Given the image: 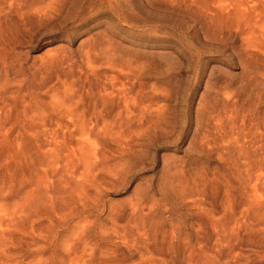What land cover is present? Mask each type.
<instances>
[{
	"label": "rangeland",
	"instance_id": "1",
	"mask_svg": "<svg viewBox=\"0 0 264 264\" xmlns=\"http://www.w3.org/2000/svg\"><path fill=\"white\" fill-rule=\"evenodd\" d=\"M5 1L2 17L19 4ZM34 1L0 22V92L16 89L0 101V264H264V42L205 36L235 1L264 0ZM124 67L143 68L137 99L162 88L142 108L169 107L125 158L98 130L113 136L102 98ZM206 99L216 110L197 118Z\"/></svg>",
	"mask_w": 264,
	"mask_h": 264
},
{
	"label": "bare ground",
	"instance_id": "2",
	"mask_svg": "<svg viewBox=\"0 0 264 264\" xmlns=\"http://www.w3.org/2000/svg\"><path fill=\"white\" fill-rule=\"evenodd\" d=\"M7 1V0H6ZM5 1V2H6ZM15 1V0H14ZM18 2H19V4L17 3V6L20 8V7H22V4L21 3H23V0H17ZM26 1V0H25ZM36 1V0H35ZM34 1V2H35ZM38 1V0H37ZM36 1V2H37ZM44 1H47V0H44ZM53 0H49V2H52ZM147 1V0H146ZM153 1V0H152ZM161 1V0H160ZM170 1V0H169ZM168 1V2H169ZM182 1V0H181ZM184 1L185 0H183V5H184ZM220 1V0H219ZM230 1H232V0H230ZM243 1V0H242ZM247 1V0H246ZM250 1H252V0H250ZM8 2H9V0H8ZM12 2V1H11ZM28 2V1H27ZM40 2H41V0H40ZM48 2V1H47ZM69 2V0H55L54 2H52V4H57L58 6H62L63 8H64V6H65V4H67ZM70 2H71V0H70ZM73 2V1H72ZM75 2L77 3V2H79V0H75ZM91 2H92V0H91ZM98 2V1H97ZM157 4L159 3V2H157V1H155ZM155 2H154V4L153 3H151L156 9H158V10H162V11H168L169 13H170V11H173V12H175L176 13V15H177V13L179 14V13H181L182 15H184V16H186V18L187 19H192L193 18V16H192V13H194V12H192L191 13V9H190V7L188 8V9H183L182 11H180V10H177V8H175V7H168V6H166V5H162L163 3H165V1L163 2V0H162V4H159V5H155ZM173 2V0H171V2L170 3H172ZM174 2H177V1H174ZM193 2V1H192ZM195 2V1H194ZM221 2V1H220ZM229 2V1H228ZM236 3H234V5H233V3H231V2H229V3H231L233 6H234V9H233V11H234V14L233 15H229V16H225V15H222V16H218L217 18H211V23L213 24V26H214V28H215V31L213 32V34H214V36H209L208 34H206V32H205V36H208L209 38H213V39H216V40H222L221 42H223V41H225L226 39L225 38H221L220 36H221V34L223 33V30H232V29H234V30H236V31H238V32H240L241 34H242V36L244 35V43H245V45H247V47L246 48H249V47H256V46H258V44H259V42L260 41H262V42H264V17H263V12H264V9H262V8H260V7H258L257 5H255V4H253V5H249L248 3H251V2H248V3H244V2H241V1H238V2H241V3H238L237 1H235ZM254 2V1H253ZM256 2V1H255ZM1 3V2H0ZM58 3H60V5L58 4ZM186 3V2H185ZM228 3V4H229ZM11 4V3H10ZM14 4V3H13ZM24 4V3H23ZM39 4H43V5H40V6H38L37 7V12H36V10H33V11H35L37 14L39 13L40 14V12H41V14L43 13V14H45L47 11H48V7H47V11H45L43 8H41V6L42 7H45L44 5V2H42V3H39ZM114 4V3H113ZM7 5V4H6ZM9 5V4H8ZM8 5H7V7H8ZM15 5V4H14ZM36 5V4H35ZM46 5H48V3L46 4ZM73 5V4H72ZM103 5V4H102ZM174 5L176 6V4L174 3ZM180 5V4H179ZM179 5H177V6H179ZM182 5V6H183ZM219 5V4H218ZM217 5V6H218ZM260 5V4H259ZM1 6V5H0ZM10 6V5H9ZM17 6H13V7H16V8H18ZM25 6V5H24ZM23 6V7H24ZM34 6V5H33ZM50 6H52L51 5V3L49 4V7ZM101 6V5H100ZM121 6H123V5H121ZM120 6V7H121ZM181 6V5H180ZM180 6H179V8H180ZM189 6V5H188ZM187 6V7H188ZM224 6V5H223ZM26 7V6H25ZM35 7V6H34ZM185 7V6H184ZM197 7H199V6H197ZM221 7V6H220ZM226 7V6H225ZM2 8V7H1ZM13 9L12 8V6H11V8L9 7V14H11L10 13V9H13V10H17V9ZM27 8V7H26ZM30 8V7H29ZM38 8H39V10H38ZM46 8V7H45ZM59 8L60 7H57V9H56V11H59L60 13H61V11L59 10ZM196 8V7H195ZM201 8V7H200ZM30 9H32V8H30ZM34 9V8H33ZM42 9V10H41ZM51 9H54L55 10V8H51ZM66 9V8H65ZM194 9V8H193ZM220 9V8H219ZM222 9V8H221ZM225 9V8H224ZM228 9H229V7H228ZM4 10V9H3ZM2 10V11H3ZM5 10H6V8H5ZM21 10H24L23 8L21 9ZM41 10V11H40ZM54 10H51V11H53V12H55ZM62 10H64V9H62ZM120 10V9H119ZM196 10V9H195ZM194 10V11H195ZM202 10H204V9H202ZM24 11H26V10H24ZM50 11V12H51ZM193 11V10H192ZM198 11V10H197ZM222 11H223V9H222ZM4 12V11H3ZM2 12V13H3ZM21 12V11H20ZM49 12V11H48ZM167 12V13H168ZM173 12H172V17H173ZM202 12H204V11H202ZM202 12H201V14H202ZM207 12V11H206ZM209 12V11H208ZM208 12H207V14H208ZM1 13V14H2ZM14 13H15V11H14ZM16 13H17V11H16ZM24 13V12H23ZM56 13V12H55ZM52 14V12H51V14L55 17V15L56 14ZM85 13V12H84ZM9 14H8V17H9ZM18 14V13H17ZM21 14V13H20ZM26 14H28V12L26 13ZM48 14V13H47ZM46 14V16H48ZM199 14V13H198ZM58 15V14H57ZM62 15V14H61ZM74 15V14H73ZM6 16V15H5ZM41 16V15H40ZM50 16V15H49ZM170 16V15H169ZM212 16V15H211ZM215 16V15H214ZM0 17H2V16H0ZM7 16L6 17H4V15H3V17L2 18H0V22H3V20L1 21V19H3V18H8ZM22 17V16H21ZM20 17V18H21ZM33 17V16H32ZM43 17V16H42ZM44 17H45V15H44ZM52 17V16H51ZM51 17H49V18H46V19H50ZM53 17V18H54ZM168 17V16H167ZM175 17V16H174ZM183 17V16H182ZM213 17V16H212ZM25 18H26V16H25ZM11 19V18H10ZM30 19V18H29ZM167 19V18H166ZM7 20V19H6ZM9 20V19H8ZM7 20V21H8ZM38 20V19H37ZM42 20V19H41ZM170 20V19H169ZM208 20V19H207ZM45 21V20H44ZM165 21V20H164ZM208 22V21H207ZM1 24V23H0ZM161 24H163V25H165L164 23H161ZM2 25H3V23H2ZM33 25H34V23H33ZM37 25V24H36ZM1 26V25H0ZM40 26V25H39ZM167 26V25H166ZM5 27V26H4ZM161 27H162V25H161ZM11 28V27H10ZM2 29V28H1ZM24 29V28H23ZM29 29V28H28ZM217 29L218 30H220V33H219V35L217 34ZM258 29V30H257ZM226 30V31H227ZM7 31H9V30H7ZM257 32H260V33H258V36H255L256 34H257ZM4 33V32H3ZM2 33V34H3ZM243 39V38H242ZM220 42V43H221ZM148 57L150 58V59H154L155 57L153 56V55H148ZM164 58V57H163ZM166 58V57H165ZM139 60H141V59H139ZM143 61V60H142ZM156 61H157V59H156ZM141 62V61H140ZM146 62V61H145ZM146 63H149V62H146ZM146 63L144 64V62H143V64L145 65V67L147 66L148 68H149V66L148 65H146ZM156 63V62H155ZM157 63H158V61H157ZM161 63V62H160ZM164 63V62H163ZM153 65H154V62L152 63ZM151 64V65H152ZM138 65V64H137ZM144 65H143V67H144ZM157 65V64H156ZM156 65H154V66H156ZM158 65H159V63H158ZM166 65V64H165ZM129 66H130V63H129ZM141 66V65H140ZM153 66V67H154ZM139 67V66H138ZM142 67V66H141ZM141 67L139 68L140 70H137V69H132L131 67H129V69L127 68V70H126V68L124 69V70H126V71H128L129 70V72H125L124 70H120L121 71V73H120V71H116L115 70V72H114V69H113V72H114V74L115 73H118L119 74V76H118V81H120L121 82V85H119V83L117 84V85H114L113 84V90L109 93L108 92V96L107 97H103L102 99V105H103V108L104 107H108L109 109H111L112 110V112H113V129L111 130L112 132L114 131V133H113V136H108V135H111L112 133L110 132V130H107V127H106V125H105V123H104V127H103V124H102V126H100L101 124L99 123V126L101 127V129H98L99 130V132H101L102 133V135L105 137L106 135H107V138L109 137V138H111V140H110V142H108V141H105V142H107L108 144H106V145H108L109 146V144H110V146H109V152L111 153V154H114V155H120V156H124V158H125V156H127V155H130L131 153H133L134 151H136L135 153L136 154H141L142 153V155H143V153L144 152H146V150L148 149V145H150V143H146V144H140L139 143V139H137V135H135L137 132L139 133L140 131H144V133H145V137H149V139H150V137H152L151 136V130H153L154 129V131H155V128H158V127H160L161 125H162V123L164 124L165 123V116L167 115V111L169 110V107L168 106H163L162 107V109L163 110H161V111H159V112H157L156 111V108H155V111L154 112H152V108H151V106H149L148 108H142L143 106H142V103L144 102L145 103V105L144 106H146L148 103H147V101H153V100H155V99H157L158 98V101L161 99L158 95L160 94L161 95V93H158V95H157V92H158V89L159 88H155V89H152V87L150 88L149 86V90L148 91H146V93H145V91L144 90H141L142 91V94L140 93L139 94V97H138V99H137V94L135 95V91H136V89H137V91L139 90L138 89V87L136 86V81L137 82H139V83H142L141 81H142V79H143V73H141V72H139V71H143L142 69H141ZM157 67V66H156ZM159 67V66H158ZM158 67H157V69H158ZM167 67V66H166ZM137 68V67H136ZM151 68V67H150ZM149 68V69H150ZM123 69V68H122ZM131 69H132V71L134 70V71H137V72H130L131 71ZM147 69V68H146ZM149 69H147V70H149ZM170 69V68H169ZM147 70H145V72L147 73ZM151 70V69H150ZM168 71V70H167ZM144 72V71H143ZM154 72V71H153ZM169 72V71H168ZM117 74V75H118ZM116 75V74H115ZM115 75H113V77L115 76ZM170 76V75H169ZM7 79H8V77H6V81H7ZM114 80L116 81L117 80V77H114ZM173 79H171V81H172ZM170 82V81H169ZM131 83H132V86L130 87V85H131ZM7 85H9V83L7 82L6 83ZM208 89L210 88V87H212L213 88V86H210V84H211V81H208ZM137 85H138V83H137ZM114 86H117V88H115ZM118 86L120 87V88H118ZM140 86V85H139ZM5 88H6V86H4ZM3 87V88H4ZM8 87V86H7ZM11 87V89L10 90H7L6 89V92H5V90H3L2 92H0V101H2V102H4V101H7V100H5V99H2V98H7L9 95H10V98H11V94H12V96L13 95H15L14 94V91H16V89L12 92V86L11 85H9V88ZM136 87V88H135ZM144 87V86H143ZM155 87V86H154ZM172 87V86H171ZM8 88V89H9ZM17 88H19V87H17ZM135 88V89H134ZM211 88V89H212ZM161 90H162V88H160ZM159 89V90H160ZM171 89V88H170ZM206 89V88H205ZM1 90V89H0ZM19 91H20V89H18ZM132 90H135L133 93L134 94H132V92L130 93V91H132ZM213 90V89H212ZM7 94V96H6V94ZM166 92H168V91H166ZM166 92H165V94H166ZM18 93V92H17ZM145 93V95H144V99H146L147 101H145V100H143V98H142V96H143V94ZM135 95L136 96V99H137V101H139V103L137 104V103H135L137 106H135V104H133L132 103V101H130L131 99H133V98H130V96L131 95ZM164 94V93H163ZM164 94V96L167 98V96L169 95H165ZM5 95V97H3ZM26 95V94H25ZM170 96V95H169ZM168 96V97H169ZM203 96V94L201 95V97ZM162 97H163V95H162ZM212 97V96H211ZM203 98V97H202ZM12 99V98H11ZM135 99V100H136ZM152 99V100H151ZM9 100V99H8ZM134 100V101H135ZM163 100V99H162ZM133 101V102H134ZM136 101V102H137ZM150 102V103H151ZM157 102V101H156ZM201 102V101H200ZM130 103H131V105H130ZM143 103V104H144ZM160 104H161V102H159ZM101 104V103H100ZM163 104H165V103H163ZM162 104V105H163ZM205 105L203 106V108H202V110H200L199 112H197V118H199L200 116H202V115H206V114H208V113H211L214 109H215V107H216V101H214L213 99L212 100H205V103H204ZM9 105H10V103H9ZM131 106H135V107H131ZM159 106V105H158ZM161 106V105H160ZM156 107H157V105H156ZM221 107V106H220ZM7 108V107H6ZM151 108V109H150ZM154 108V107H153ZM158 108V107H157ZM161 108V107H160ZM201 108V107H200ZM3 109V108H2ZM133 109H135V110H133ZM143 109H150L149 111H150V113H146V115H145V110H143ZM154 110V109H153ZM216 110V109H215ZM220 110V109H219ZM225 110V109H224ZM223 110V111H224ZM2 110H1V108H0V117H1V115H2V112H1ZM148 110H147V112H149ZM5 112H8V111H5ZM4 112V113H5ZM27 112V111H26ZM156 112V113H155ZM216 112V111H215ZM9 113V112H8ZM7 113V114H8ZM212 114H213V112H212ZM214 114H216V115H218L217 113H214ZM219 114H220V112H219ZM6 115V114H5ZM5 115H4V117H5ZM3 116V115H2ZM213 116V115H212ZM211 116V117H212ZM208 117V116H207ZM215 117V116H214ZM213 117V118H214ZM219 117V116H218ZM218 117L217 118H215V119H217L218 120ZM2 118V117H1ZM136 118H138V119H136ZM209 118V117H208ZM207 119V118H206ZM211 119V118H210ZM1 120V119H0ZM138 120V121H137ZM216 120V121H217ZM216 121H214V122H216ZM97 123V122H96ZM217 123V122H216ZM2 124V123H1ZM98 124V123H97ZM97 124H96V129L97 128H99L98 126H97ZM202 124V123H201ZM218 124V123H217ZM4 125H5V123H4ZM1 126V128H2V125H0ZM6 128V127H5ZM160 128H162V126L160 127ZM166 128V127H165ZM3 129V128H2ZM164 129V128H163ZM160 130V129H159ZM204 130V129H203ZM2 131V130H1ZM107 131H109L108 132V134H107ZM142 131V132H143ZM169 131V130H168ZM98 132V131H97ZM165 132V131H164ZM101 133H100V135H101ZM141 133V132H140ZM153 135V134H152ZM142 137V136H141ZM146 139V138H145ZM148 140V139H147ZM144 142V141H143ZM148 142V141H147ZM142 143V142H141ZM111 145H113L114 146V148H113V146L111 147ZM104 146H105V144H104ZM135 146H139L140 147V149H138V148H135ZM106 148V147H105ZM143 148V149H142ZM138 149V150H137ZM93 152V157H95V159H97V157L99 156V152L96 150V151H92ZM91 154V153H90ZM89 154V155H90ZM135 154H133V156H134ZM112 156V155H111ZM118 157V156H117ZM130 157H132V156H130ZM113 158V157H112ZM249 158H252V157H249ZM116 160V159H115ZM122 160V159H121ZM120 160V161H121ZM95 161V160H94ZM122 161H124V160H122ZM119 162V164L120 163H122L121 165L123 166V162ZM89 162H90V160H89ZM100 162V161H99ZM97 163V162H96ZM124 163H126V160H125V162ZM98 164V163H97ZM114 164H117V163H114ZM111 165V166H115V168H114V170L116 169V165ZM118 164V165H119ZM250 166V164L249 165H247L246 167H247V169H248V167ZM121 167V166H120ZM239 167V166H238ZM106 168V167H105ZM112 168V167H111ZM119 168V167H118ZM251 168V167H250ZM102 169H103V167H102ZM113 169V168H112ZM245 170H246V168H245ZM108 172H109V170H108ZM113 172V171H112ZM80 184H82V183H80ZM249 184V183H248ZM251 185V184H250ZM252 188H253V190L255 191V187L254 186H252ZM253 192V191H252ZM252 192H251V194H252ZM251 197H253V195L251 196ZM255 202V201H254Z\"/></svg>",
	"mask_w": 264,
	"mask_h": 264
}]
</instances>
